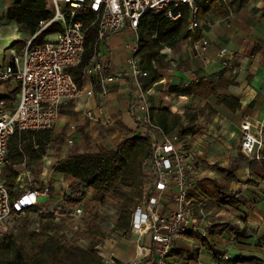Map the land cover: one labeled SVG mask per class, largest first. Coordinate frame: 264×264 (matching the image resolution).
<instances>
[{"label":"built area","instance_id":"obj_1","mask_svg":"<svg viewBox=\"0 0 264 264\" xmlns=\"http://www.w3.org/2000/svg\"><path fill=\"white\" fill-rule=\"evenodd\" d=\"M1 1L9 3L13 0ZM48 1L51 17L39 20V28L26 40L21 51L12 49L7 60L0 59V235L11 228L9 222L16 216L26 215L30 226L37 231L50 216L57 221L67 219V224L74 222L80 225L83 219L86 202H65L64 191L68 183L62 177L54 176L57 171L51 159L43 157L37 170L21 163L15 170L12 195L5 182L7 142L15 129L36 131L49 128L59 115L60 102L73 100L85 91L91 92V89H84L82 84H78L69 70V67L81 61L86 41L87 26L76 17V10L86 4L94 13L92 22L97 26L96 42L113 31L127 27L137 35L138 22L144 11L170 4L188 3L192 9L189 26L192 30L200 27L196 0ZM166 14L171 18L180 13L170 6ZM53 21H60L63 30L56 31L53 39H44L32 45L31 40ZM208 44L207 37L191 38V48L199 57H206ZM136 48L137 45L130 48L127 65L136 91L131 107L134 120L141 127L139 133L149 134L152 145L142 162L144 186L141 201L131 213L130 229L145 234L149 239L147 252L137 263L164 264L178 237H191L194 233L205 235L212 222L208 218V211L204 210L205 204L194 202L189 197L191 179L201 170L195 152L178 134L165 133L150 120L149 97L143 83L148 70L140 68ZM170 49L163 46L160 51L169 52ZM216 56L222 58L224 51H218ZM223 63L226 64L225 61ZM100 66L97 60H90L85 64L84 71L90 74L99 70ZM117 77L108 76L104 80L111 81ZM11 92L14 93L12 99ZM239 139L241 152L248 162L256 161L261 170L260 182L264 183V114L261 120L254 122L248 115L244 117L240 121ZM250 173V168L246 167V175ZM240 192L234 190L232 194L237 196ZM103 246L101 242L100 254ZM102 260V264L111 263L108 257L102 256ZM210 264L221 262L213 259Z\"/></svg>","mask_w":264,"mask_h":264},{"label":"trees","instance_id":"obj_2","mask_svg":"<svg viewBox=\"0 0 264 264\" xmlns=\"http://www.w3.org/2000/svg\"><path fill=\"white\" fill-rule=\"evenodd\" d=\"M202 1L196 0L199 17L205 13V5L215 7L224 16L231 6L240 9L250 0H207L204 5ZM170 6L180 14L176 17H168L166 13ZM76 11V17L87 26L82 59L78 64L69 67L73 78L79 83L84 73V66L93 57L98 42L95 40L97 26L92 22L94 13L86 4ZM191 11L192 9L185 2L175 6L170 4L150 8L141 15L136 29L138 42L135 54L139 59L140 68L148 70L143 80L145 87L155 83L161 77L158 66L164 65L165 54L160 51L163 46L171 48L186 38L201 36V27L192 30L189 26ZM5 14L8 19L15 22L17 28L32 35L39 28V20L51 17L52 12L48 0H13L7 5ZM62 30V23L53 21L31 40V44L37 45L44 41L46 33ZM25 44L26 40L17 39L11 46L19 52ZM235 83L234 74L229 67L224 66L213 73L202 69L197 70L195 78L181 80L179 84L172 85L170 90L201 98L215 95L218 97V103H223L229 110H235L240 106L238 97L218 90ZM12 96L14 97V93L11 94V99ZM149 112L151 122L165 133L174 130L176 125L182 126L179 133L182 138L191 125L201 124L198 123L200 118L202 122L210 121L217 110L208 101L202 104L192 101L183 113L153 104L149 105ZM200 127L201 125L197 128ZM51 138L50 127L36 131L15 129L10 135L7 142L8 163L5 182L11 195L14 193L16 168L21 163H25L27 167L37 170ZM151 145L149 134L136 133L119 140L113 146H101L83 151L72 150L66 155L52 158L54 170L71 177L67 184L68 188L64 191L65 202L73 204L86 201L90 194L93 200L102 202L108 199L112 201L111 205L114 204L115 219L112 230L130 229L131 213L133 207L141 201L144 186L145 171H143L142 162L149 154ZM237 153V161L233 164L214 166L220 174L218 180L207 177L199 181L202 193L209 197L207 202L201 201L205 204L204 210L213 207L217 201L231 205L239 203L240 198L232 194L230 185L236 178V167L246 156L240 151ZM255 163L254 160L250 164L254 166ZM87 187L91 188L90 193L87 192ZM95 204L84 203V215L77 234L65 228L67 219L57 221L50 216L44 225L42 224L41 230L37 231L30 226L26 215L16 216L17 219L12 228L0 235V264H102L99 244L106 234L101 228V216L94 208ZM228 226L235 235L239 233L236 224L217 221L209 226L208 236L200 233H194V235L211 248L213 257L220 258L223 249L219 250L213 239ZM79 234L87 237L88 241L85 245L79 243ZM258 241L264 250V233L258 237ZM167 264L187 263L180 260ZM232 264H264V259L254 254L238 253Z\"/></svg>","mask_w":264,"mask_h":264},{"label":"crops","instance_id":"obj_3","mask_svg":"<svg viewBox=\"0 0 264 264\" xmlns=\"http://www.w3.org/2000/svg\"><path fill=\"white\" fill-rule=\"evenodd\" d=\"M8 4V2H0L3 8ZM252 7L254 12L264 14V0H255L252 2ZM10 20L12 19H8ZM243 21V24L239 23V26L233 28H225L221 23H215L208 30L200 26L202 34L205 32L210 37L206 57H199L191 48V38H186L171 47L169 52H162L165 54L164 65L158 66L161 77L146 87L149 105L163 106L170 111L183 113L192 101L200 104L208 101L217 110L208 121L212 122L209 123V127H203L192 136L181 138L179 135L181 140H186L190 145L196 154V162L200 164L201 170L192 177V185L189 188V197L194 202H207L209 199L208 195L202 193L199 181L207 177L218 180L220 177L217 169L215 167L207 169L208 165L227 166L230 161L228 159L233 155L237 144L239 148L240 121L247 115L253 122L261 120L264 114V16L263 19L258 20L245 16ZM3 22L5 21L2 20ZM18 31L24 34L26 32L19 28ZM137 42L136 32L130 27L113 31L98 41L90 60H97L101 66L99 70H94L90 74L84 71L78 83L82 84L84 89H91V92L85 91L73 100L59 103V115L50 127L52 138L48 145L55 142L63 148L74 143L79 144V149L83 151L92 143L94 146L116 145L119 140L141 131V127L133 117L131 100L136 91L127 69L130 48L137 45ZM7 48V53L4 50L0 59L7 60L10 51L15 49L11 44ZM221 50L224 51L222 58L216 56ZM224 66L232 71L236 83L218 90L238 97L240 106L235 110H229L223 103H218V97L215 95L201 98L170 90L172 85L179 84L181 80L195 78L197 70L213 73ZM114 75L118 77L111 81L104 80ZM87 111H90V114H87ZM181 127L176 125L168 134H177ZM230 137H232L231 142ZM238 151L241 152L239 149ZM46 156L51 161L54 158L47 154L43 157ZM217 161L223 163H215ZM241 162L243 165L236 167V178L230 185L232 193L234 190H241L239 203L231 205L217 201L213 207L206 209L208 213L215 215L218 210L222 212L221 215L223 212L226 216L231 215L232 220H228L232 221L231 225L236 224L239 233L235 235L230 227V230L226 228L221 234L214 236L215 245L223 249L220 258L213 257L211 248L201 242L196 235L178 237L172 247L173 261L180 259L187 264H210L211 260L216 259L220 260L221 264H232L234 259L230 256V249L236 254L240 251L242 254H254L264 259V250L258 241V237L264 233V183L260 182L259 178L253 179L258 173L259 177L261 170L256 163L251 166L252 161L248 162L247 157L239 164ZM246 167L250 168V175H246ZM239 170H243L245 179L238 177ZM54 176L62 177L65 183L71 180V177L60 171L55 172ZM248 179L252 181L249 182ZM86 190L91 192L90 187ZM226 220L220 219V221ZM148 243V236L139 234L134 229L113 230L102 242L104 246L101 255L108 257L110 264H138L137 261H140L147 252ZM206 253L211 258L207 262L205 261L208 257L203 258L206 257Z\"/></svg>","mask_w":264,"mask_h":264},{"label":"rangeland","instance_id":"obj_4","mask_svg":"<svg viewBox=\"0 0 264 264\" xmlns=\"http://www.w3.org/2000/svg\"><path fill=\"white\" fill-rule=\"evenodd\" d=\"M255 0H250L246 5L243 6L242 9H235L231 6V8L229 9V12H226V15H221L217 9H215V7L213 8V6L211 5H205V13L204 14H201L200 15V26L202 28H205V29H209L211 28L212 26L215 25V23H221L225 26V28H233L234 26H239V23H242L244 22V18L245 16H249L251 17L252 19L254 20H258V19H263V16L264 14L261 13H257V12H254L253 11V7H252V2H254ZM207 3V0H203L202 1V4H206ZM5 9L6 8H3V6H0V55H2L4 53V50L6 51L8 48L7 46L12 44L13 41L17 40V39H22V40H27L30 36L29 34H25L24 33H20L18 31V28L17 26H15V22L13 20H10L8 21V19L6 18V14L4 13L5 12ZM2 20L5 21L2 23ZM243 24V23H242ZM206 30V31H207ZM57 34L56 31L54 32H51V33H46L45 34V39H53L54 36ZM205 34V35H204ZM204 34H202L201 36H204V37H207L208 40H210V37L209 35H207V33L204 32ZM9 52V51H8ZM7 53V51H6ZM215 99H213L214 101ZM195 102V101H194ZM196 123V122H195ZM198 123H201V124H197L198 126L201 125L200 128H197L198 126L197 125H191L187 131V134L184 136V137H187V136H192L193 133H195L196 131H200L203 127H209V123H212V122H202L201 118L199 120ZM203 125V126H202ZM180 131L178 130V136L180 135L179 134ZM232 137L229 138V141L231 142V139ZM186 141V140H185ZM87 142H89V140L87 139ZM79 144H74L72 143L71 145H68L67 147H63L60 145H56L55 142H52V143H49L48 147H47V150H46V154L48 156H52V157H57V156H63V154H66L68 152H71L72 150H79V151H82L79 149ZM82 145H84L82 143ZM106 147L104 146L103 144L102 145H98L96 144L95 146L92 144H89L88 148L86 149H96L97 147ZM86 149H83V150H86ZM238 149L240 150V146L238 148V144L235 146L234 148V153L232 156L229 157L228 159V165H231L233 164L234 161H237V157H238ZM48 158L47 156L44 157V159ZM50 159V158H48ZM215 163H223L221 161H217ZM225 163V162H224ZM226 164V163H225ZM224 165V164H223ZM238 165H243V163L241 162L240 164ZM200 166V164L198 165ZM211 168H214V164L212 166H210V164L208 165L207 169H211ZM258 173V172H256ZM259 174V173H258ZM258 174H255L253 179L254 178H259L258 177ZM238 177L241 178V179H245V175L243 173V170H239L238 173H237ZM248 181H252L251 179H248ZM247 181V182H248ZM241 195H239L238 197H240ZM91 198V194L89 195V199L87 198L86 199V203L85 204H95L94 205V208L97 209L99 211V214L101 216V228L102 230H105V236H104V239L109 237L112 233V225H113V221L115 219V215H114V204L111 205V202L110 200L106 199L105 201H99V200H93ZM96 201V202H95ZM98 202V203H97ZM221 211L218 210L217 211V215L213 214V213H209L208 214V218L211 222H217L219 221L220 222V219L224 218V219H227L226 221L228 223H231L232 221V218H230L231 215H228L226 216L225 215V212H223V215H221ZM17 218H14L13 220H10L9 222V226L12 228V226L14 225L15 223V220ZM228 219H231V220H228ZM66 229H68V231H72L73 233L75 232V234H77L79 232V224H75L74 222H69L66 226H65ZM228 229L230 230V227L228 226ZM194 235V234H193ZM206 236H208V233L205 234ZM79 236V243L81 245H85L86 242L88 241L87 237L83 236V235H78ZM104 239L102 242H104ZM200 240V239H199ZM198 241V240H197ZM213 242L214 239H213ZM215 246H217V248L221 249L220 247H218V245L216 244ZM229 251V250H228ZM239 253H241L239 251ZM172 253L167 257L168 259L165 261L164 264H167L168 262H174L172 260ZM229 255V254H228ZM230 256L231 258L235 259L236 258V253L233 252V249H230ZM202 257V256H201ZM208 257V258H207ZM203 258H207L205 262L209 261L211 258H210V255L208 253H206V257H203ZM229 260V259H228ZM177 261H180V259H178ZM176 261V262H177ZM206 264V263H205ZM230 264V263H229Z\"/></svg>","mask_w":264,"mask_h":264}]
</instances>
